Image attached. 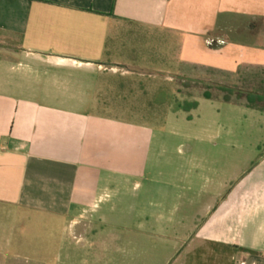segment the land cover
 I'll return each instance as SVG.
<instances>
[{
    "label": "crops",
    "instance_id": "crops-1",
    "mask_svg": "<svg viewBox=\"0 0 264 264\" xmlns=\"http://www.w3.org/2000/svg\"><path fill=\"white\" fill-rule=\"evenodd\" d=\"M124 25L186 36L187 64L264 68V0H0L16 43L0 55V264H19L26 225L111 251L121 226L102 205L129 186L133 233L161 237L162 264H264V180L202 201L196 149L163 164L153 127L95 112Z\"/></svg>",
    "mask_w": 264,
    "mask_h": 264
},
{
    "label": "rangeland",
    "instance_id": "rangeland-1",
    "mask_svg": "<svg viewBox=\"0 0 264 264\" xmlns=\"http://www.w3.org/2000/svg\"><path fill=\"white\" fill-rule=\"evenodd\" d=\"M183 37L176 41L170 33L122 26L113 38L115 55L106 59L108 70L115 79L107 81L100 94L102 106L95 108V112L142 124H156L162 120V113H151L150 102L166 84L170 85L171 91L181 88L180 77L227 85L242 84L246 89L259 85L264 88V76L261 75L264 68L246 67L236 73H226L187 64V59L198 57H194L192 48L186 45L181 59ZM15 45L13 39L0 35V55ZM112 62L126 65L118 66ZM183 91L196 96L199 107L191 113L170 112L163 125H153L156 150L167 156V159L162 157V163L181 164L177 156L179 149H196L199 166L205 171L210 168V178L214 181L212 186L201 180L198 190L202 201L214 193L221 194L222 198L229 196L247 176L254 175L253 180H249L251 183L264 180V114L222 100H205L195 85ZM225 181L229 187L221 192L220 184ZM132 193V187H126L117 196L113 193L110 201L102 205L105 209L114 207L110 218L121 226L118 243L111 251H102L96 245L95 237H90L91 245H82L77 241V231H64L58 226L48 229L26 225L22 232L19 231V264H162L165 253L160 245L161 237L144 239L133 233L137 220L130 211L132 203L127 202Z\"/></svg>",
    "mask_w": 264,
    "mask_h": 264
},
{
    "label": "trees",
    "instance_id": "trees-1",
    "mask_svg": "<svg viewBox=\"0 0 264 264\" xmlns=\"http://www.w3.org/2000/svg\"><path fill=\"white\" fill-rule=\"evenodd\" d=\"M261 75L264 76V69ZM180 80L182 81L181 88L177 91H171L170 85L166 84L157 91L154 101L150 102L151 113H157L158 115L162 113V120L153 125H163L166 116L170 112L191 113L198 109L199 102L196 96L192 97V95L184 94L183 91V89L188 90L191 88V85H195L200 90V96L205 100H222L225 103L244 106L248 109L264 113V88L262 85L252 89H246L242 84L227 85L184 77H180ZM144 123L146 124V122ZM153 125L151 124L150 126L153 127Z\"/></svg>",
    "mask_w": 264,
    "mask_h": 264
}]
</instances>
